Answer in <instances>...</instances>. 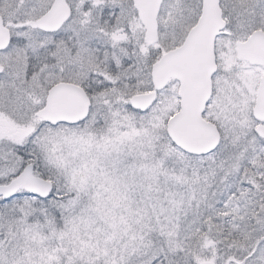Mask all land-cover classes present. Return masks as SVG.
Segmentation results:
<instances>
[{
    "label": "rangeland",
    "instance_id": "rangeland-1",
    "mask_svg": "<svg viewBox=\"0 0 264 264\" xmlns=\"http://www.w3.org/2000/svg\"><path fill=\"white\" fill-rule=\"evenodd\" d=\"M66 1L72 15L50 48L35 21L53 0H0L11 35L0 53V183L30 164L53 185L45 201L21 191L0 202V264H264V138L252 117L263 70L235 56L237 42L264 33V0H219L225 27L202 117L220 143L199 157L166 135L176 81L145 112L130 99L151 92L152 65L182 44L201 0H162L152 46L132 0ZM58 83L88 95L82 124L35 117Z\"/></svg>",
    "mask_w": 264,
    "mask_h": 264
},
{
    "label": "water",
    "instance_id": "water-1",
    "mask_svg": "<svg viewBox=\"0 0 264 264\" xmlns=\"http://www.w3.org/2000/svg\"><path fill=\"white\" fill-rule=\"evenodd\" d=\"M201 1L200 17L183 43L163 54L153 64L150 73L153 91L130 99L133 110L145 112L155 103L157 93L171 80L176 81L179 84V111L168 120L166 135L176 148L197 157L212 153L220 143L219 131L213 124L206 122L202 115L211 97V78L216 72L215 39L225 26L219 0ZM161 2L162 0H133V7L144 29V41L148 45H154L158 41L157 17ZM69 17L70 10L64 0H55L50 10L36 22V27L41 31L54 33ZM9 42V31L0 17V51H4ZM235 54L238 60L264 70V33L255 31L246 41L237 42ZM90 106V100L81 88L60 83L48 91L44 108L35 116L51 126L76 125L87 119ZM252 117L259 123L256 134L264 138V73L258 86ZM20 190L45 200L51 196L53 185L34 176L33 166L27 165L7 185L0 186V196L7 200ZM200 264L213 263L205 261Z\"/></svg>",
    "mask_w": 264,
    "mask_h": 264
},
{
    "label": "flooded vegetation",
    "instance_id": "flooded-vegetation-1",
    "mask_svg": "<svg viewBox=\"0 0 264 264\" xmlns=\"http://www.w3.org/2000/svg\"><path fill=\"white\" fill-rule=\"evenodd\" d=\"M54 1H55V0H53L52 4L54 3ZM64 2H65V4L69 7V9H70V13H71L70 16H71V15H72V9H71L70 5L67 3L66 0H64ZM52 4H51V6H52ZM51 6H50V8H51ZM50 8L48 9V11L50 10ZM48 11H47V12H48ZM47 12H46V13H47ZM46 13H45V14H46ZM45 14H44V15H45ZM44 15H43V16H44ZM43 16H41L40 18H42ZM40 18H39V19H40ZM39 19H38V20H39ZM68 20H70V19H68ZM2 21H3V19H2ZM36 22H37V20L35 21V29H36L39 33H42V34H44V35H46V36L49 37V38H48L49 40H48V41H47V40L45 41V42H46V45L48 44V45H47L48 47L53 48V46H52L53 43H56V45H60V43H59L57 40L54 41V40H52L51 37H52V36H55V35H58V34L60 33V31L62 30L63 26L66 24V22L62 25V27H61L60 30H58L57 32H54V33H48V32H44V31L39 30V29L36 27ZM67 22H68V21H67ZM3 24H4V21H3ZM4 26H5V24H4ZM5 27H6V26H5ZM6 28H7V27H6ZM7 29H8V28H7ZM8 30H9V29H8ZM9 32H10V31H9ZM53 41H54V42H53ZM59 41H60V40H59ZM60 42H61V41H60ZM9 43H11V35H10V42H9ZM24 44H25V43H24ZM9 45H10V44H9ZM8 48H9V47H8ZM8 48H7V49H8ZM7 49H5L4 51H6ZM4 51H0V53H2V52H4ZM0 67H1V66H0ZM1 69H2V72L0 73V76L3 75V73H4L2 67H1ZM58 84H59V83H58ZM6 184H7V183H6ZM2 185H5V183H4V184H3V183H0V186H2ZM6 201H8V200H6ZM0 202H1V204L5 203V201L2 199V197H0Z\"/></svg>",
    "mask_w": 264,
    "mask_h": 264
},
{
    "label": "trees",
    "instance_id": "trees-1",
    "mask_svg": "<svg viewBox=\"0 0 264 264\" xmlns=\"http://www.w3.org/2000/svg\"><path fill=\"white\" fill-rule=\"evenodd\" d=\"M186 228H187V226H186ZM186 228L180 230L181 233L179 234V238H178L179 248H182L183 251H186L187 248H189L191 245L193 246V243H194V238L192 237V234H193L192 230H191V232H189L190 228L188 227V230ZM183 237L186 239L187 242L185 244H183V246H181L180 241L182 240Z\"/></svg>",
    "mask_w": 264,
    "mask_h": 264
}]
</instances>
